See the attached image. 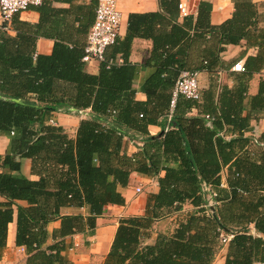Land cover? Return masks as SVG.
<instances>
[{
    "label": "trees",
    "instance_id": "1",
    "mask_svg": "<svg viewBox=\"0 0 264 264\" xmlns=\"http://www.w3.org/2000/svg\"><path fill=\"white\" fill-rule=\"evenodd\" d=\"M53 1H64L69 8L55 7ZM96 3L91 0L85 12L73 0H42L28 7L39 13L37 23L21 20L17 12L7 29L0 26V135H11L10 153L0 155V169L8 170L0 171V256L8 226L15 221L14 244L23 248L24 264H73L63 254L65 237L93 234L105 207L124 203L121 188L136 172L155 178L158 190L149 195L143 215L119 220L102 264H211L222 247L221 234L228 232L232 237L223 264H264V199L247 203L237 198V191L247 189L256 175L247 145L261 143L259 137L244 135L250 119L249 112L240 115L245 87L229 91L213 84L200 89L198 99L178 95L171 105L173 85L183 70L216 76L223 45L256 30L252 0H232L234 12L220 25L209 23L210 0H199L195 20L186 14L181 23L179 0H158L160 11L129 13L125 35L117 36L98 73L91 74L82 56ZM70 13L79 21L74 31L64 25ZM207 34L210 42L200 65L189 67L192 41ZM38 37L54 40L51 54L36 52ZM254 37L264 44V33ZM134 38L152 41L151 64L146 65L154 70L142 84L143 100L136 98L134 87L141 65L129 60ZM253 71L244 64L243 77L236 79L248 80ZM263 107L259 91L249 110L257 111L258 118ZM83 109H89L88 116L73 136L49 122L54 112ZM150 124L160 131L151 135ZM124 139L139 149L128 154ZM23 158L31 160L36 179L21 172ZM225 166L229 191L220 186ZM244 167L248 171L242 175ZM203 183L215 193L212 213L204 206ZM185 202L194 211L171 232L159 233L153 244H144L154 221ZM260 204L263 211L254 222L263 237L245 226ZM53 221L58 225L49 233Z\"/></svg>",
    "mask_w": 264,
    "mask_h": 264
},
{
    "label": "crops",
    "instance_id": "2",
    "mask_svg": "<svg viewBox=\"0 0 264 264\" xmlns=\"http://www.w3.org/2000/svg\"><path fill=\"white\" fill-rule=\"evenodd\" d=\"M41 1L42 0H40V2ZM90 1L91 0H73V4L84 5L86 12V8ZM181 1L185 2L187 6V14L193 15L195 20L197 4L199 0H179V2ZM63 2L64 1H53L52 4L59 8H69V4ZM210 3L211 9L208 16L210 24L220 25L227 19L231 18L232 13L234 12L232 0H210ZM252 3L256 10V30H251L248 38L242 37L237 43H227L223 45L222 50L219 52V62L217 67L219 69L216 76H211L207 71L204 70L199 71L198 75L201 90H206L213 84L215 87L217 84L223 85L229 91L234 89L236 85L245 87V92L243 93L244 98L242 101L243 108L241 109L240 115L242 117H246L249 112L250 119L244 135L251 138L254 136L259 137L261 142L258 145L253 143H249L247 145L253 156L252 160L254 167L251 170H253L252 172H254L256 175H253L250 178L247 189H239L237 191V198L247 203L262 202L264 199V107L258 118L257 111L252 109L249 110L252 97H254L259 91H262V96H264V79H262L260 76L262 70H264V44L260 37H254L258 33H264V0H252ZM117 9L121 13V21L118 32V37L120 38H122L126 33L127 17L129 13H145L161 10L158 0H117ZM75 15V13H70L68 17L65 18L64 22V25H71L72 31L77 29L79 24V21H74ZM93 16H95V7ZM18 17L21 20L30 23H37L39 20V13L33 8H28L25 11L19 12ZM183 17L184 15H181L179 12V15L177 16V22L181 23L183 21ZM58 29L62 30L60 27ZM8 32L10 34L14 33L12 29H9ZM209 37L210 36L207 34L204 35V37L197 38L192 41L189 48V67L193 68L200 65L201 54L204 48L209 46ZM53 43L54 40L50 37H38L35 43L36 52L46 55L51 54ZM151 53L152 41L150 39H133L131 43L129 60L132 63L141 65L140 71L134 83V87L137 90L135 96L139 100L145 99V94L142 91V84L154 70L153 67L146 65L151 64L148 63V61H150ZM118 59H120V61H118ZM118 59L116 62L121 63V58ZM236 62H242L246 67L248 66L255 69V71L250 74L248 80L236 79L237 77H243L244 75L243 71L232 70V66ZM84 63V69L86 72L91 74L98 73L100 62L90 61L88 63ZM251 64L253 66H251ZM50 120H52L54 124L61 125L69 135L73 136L81 118L78 115L72 114L70 112L67 113L58 111L52 113L49 122ZM148 131L151 135H155L160 131V126L156 124H150L148 126ZM225 137L229 138V136ZM10 141L11 135H0V155L10 153ZM129 143L130 142L128 139H124V148L128 154H132L139 149V147L133 146ZM2 170L8 171L6 168L0 169V171ZM244 171L247 172L248 168L244 167L241 170L242 175L245 174ZM21 172L30 179L37 178L31 173V160L28 158L21 159ZM229 175L230 171L228 166H225L220 170V186L227 191H229ZM138 186H141L142 188L141 193L136 192V187ZM157 190L158 185L155 178L132 172L130 174L128 184L121 188L124 203L107 205L103 213L96 219V226L93 234L84 235L82 233H75L73 235L66 236L64 239V256L73 264H102L110 249L119 224V220L126 216L143 215L145 213L149 195L151 193L157 192ZM3 200L4 198L0 196V201ZM19 203L23 205L26 204L25 201H20ZM194 209L195 208L191 203L185 202L182 204L179 210H173L164 217L154 221L149 231L145 232L143 243L153 244L159 233L171 232L175 228L177 222L194 211ZM74 211L77 210L64 209V212L67 213ZM262 211L263 206L260 204L258 205L256 211L250 212V218H252V221H250V223L246 224L245 226L252 235L263 237V234L257 230L254 222V218H256V216H258ZM240 213L241 211L235 213L236 218L240 215ZM57 225V221L50 222L47 226L48 232L51 233L53 228H55ZM239 227H241V224ZM227 234H231V232H228ZM14 237L15 221L11 222L8 226L6 245L0 256V264H24L26 257L25 252L24 250L20 249V247L15 246ZM48 242H51V238L48 239ZM228 242L226 244H222V247L214 257L211 264L224 263Z\"/></svg>",
    "mask_w": 264,
    "mask_h": 264
},
{
    "label": "built area",
    "instance_id": "3",
    "mask_svg": "<svg viewBox=\"0 0 264 264\" xmlns=\"http://www.w3.org/2000/svg\"><path fill=\"white\" fill-rule=\"evenodd\" d=\"M38 3H40V0H0V26L7 29L15 13L25 11L30 5H36ZM178 9L181 15L188 13L187 6L183 1L178 3ZM120 21L121 13L117 9V0H97L94 21L88 32L84 47L83 62H104L106 60V49L115 42L119 32ZM107 64H111V61H108ZM232 70L244 71L243 63L236 62L233 64ZM198 75L199 71L183 70L180 73L172 88L171 105L174 104L178 95H184L190 99L199 98L200 86ZM260 76L264 79V70H262ZM70 113L76 114L83 119L88 116L89 109L71 110ZM50 123H53V121L50 120ZM128 141L130 142V140ZM202 191L204 192L206 200L204 206L208 209L209 213H212L213 208L217 204L214 199L215 193L205 183L202 184ZM136 192H142L141 186L136 187ZM231 237L232 234H221L222 244H226ZM20 249L23 250L22 247ZM255 264L262 263L257 262Z\"/></svg>",
    "mask_w": 264,
    "mask_h": 264
}]
</instances>
